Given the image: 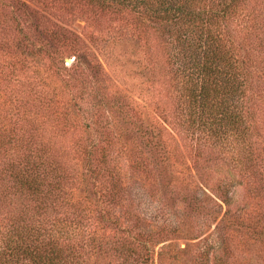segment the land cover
Wrapping results in <instances>:
<instances>
[{
  "label": "trees",
  "instance_id": "16d2710c",
  "mask_svg": "<svg viewBox=\"0 0 264 264\" xmlns=\"http://www.w3.org/2000/svg\"><path fill=\"white\" fill-rule=\"evenodd\" d=\"M72 2L129 24L149 47L151 23L167 27L175 115L154 107V119L105 87L101 101H83L86 78L81 95L49 93L38 70L12 71L17 84L0 87V264H264V0ZM28 54L12 56L15 68L41 60ZM45 55L66 83L71 70L86 72ZM110 111L147 153L128 146ZM59 127L77 134L74 144ZM194 137L202 143L182 145ZM189 160L194 172L179 169ZM178 189L194 192L198 211L164 203ZM214 205H226L220 219Z\"/></svg>",
  "mask_w": 264,
  "mask_h": 264
},
{
  "label": "rangeland",
  "instance_id": "374dc122",
  "mask_svg": "<svg viewBox=\"0 0 264 264\" xmlns=\"http://www.w3.org/2000/svg\"><path fill=\"white\" fill-rule=\"evenodd\" d=\"M149 35H151L150 47L146 39H141L129 24L111 19L109 16L98 19L92 11L81 10L72 0H56L55 2L52 0H0V87L7 89L17 84L8 78L14 70L17 73L19 71L22 77L26 76L27 72L32 76L38 70L41 77H44L43 85L46 92L56 93L57 90L64 91L69 88L72 94L81 95L82 79L86 78L88 82L91 81L87 84L88 91L83 101H101L103 97L100 96L99 99V96L94 94L95 90L98 93L103 90V87L113 92L122 90L151 109L150 111L155 115L154 119H158L160 115L159 112L154 111V107L160 108L161 111L166 110L170 118H173L175 113L172 97L174 94L171 85L175 84V78L167 62L168 51L165 50L164 44L169 37V30L162 23L152 22ZM47 49L63 57L67 67L73 68L75 63H82L86 72L82 71L83 73L80 74L81 72L71 70L73 74L71 84L62 81L49 70L51 69L50 57L45 55ZM25 54L31 58L40 55L41 60L31 63V60L27 59V62H18V68H15L11 60L12 56L20 55L23 59ZM21 66L22 69H19ZM74 85L76 86L73 87ZM95 85L99 87L95 88ZM108 116L109 123L121 132L123 140L130 148L145 149L147 153L142 137L134 135L131 129H127L118 113L110 111ZM58 129L60 133L57 136H60L63 143L72 145L78 139L76 133H68L60 127ZM73 129L76 131L75 128ZM175 130L174 128L173 131ZM199 140L201 139L194 137L192 142L188 143L187 139L181 138V143L184 146L186 142L190 146L196 145ZM169 142H173V139L170 138ZM199 143L201 144L202 141ZM219 148L218 146L217 150ZM225 161L220 166V171L230 167ZM183 166L185 167L181 166L179 169L186 171L189 168L190 171H195L191 160ZM166 172L169 177L175 173L171 170ZM175 175L177 182H183L184 172H178L177 169ZM176 192L174 198L166 197L164 203L175 206L180 213L185 211L189 201L192 202V206H196V210L198 209L192 190L178 189ZM132 198L134 199V196ZM164 200L165 197L162 196V201ZM137 201L141 199L138 198L135 202ZM225 209L226 205L211 207L218 219L223 217ZM196 210L194 212L198 211ZM179 241L182 246L185 245L184 239L180 238Z\"/></svg>",
  "mask_w": 264,
  "mask_h": 264
},
{
  "label": "water",
  "instance_id": "95a60500",
  "mask_svg": "<svg viewBox=\"0 0 264 264\" xmlns=\"http://www.w3.org/2000/svg\"><path fill=\"white\" fill-rule=\"evenodd\" d=\"M68 60H70V59H68Z\"/></svg>",
  "mask_w": 264,
  "mask_h": 264
}]
</instances>
